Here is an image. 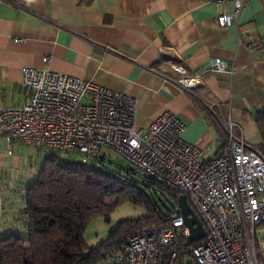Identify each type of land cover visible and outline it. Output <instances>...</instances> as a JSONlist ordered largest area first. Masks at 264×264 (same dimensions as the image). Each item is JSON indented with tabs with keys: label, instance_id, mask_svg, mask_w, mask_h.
Masks as SVG:
<instances>
[{
	"label": "crops",
	"instance_id": "1",
	"mask_svg": "<svg viewBox=\"0 0 264 264\" xmlns=\"http://www.w3.org/2000/svg\"><path fill=\"white\" fill-rule=\"evenodd\" d=\"M222 10L233 12V3L0 0V108L30 99L24 67L50 69L134 97L140 127L175 113L186 125L183 137L215 156L223 136L206 109L152 67L174 57L200 83L204 100L221 105L238 135L247 140V129L258 132L256 120L264 116V0H245L237 22L224 27L216 21ZM213 59L222 61L224 71L211 70ZM40 150L0 139V233L20 228L15 223L25 188L46 161L34 167Z\"/></svg>",
	"mask_w": 264,
	"mask_h": 264
},
{
	"label": "built area",
	"instance_id": "2",
	"mask_svg": "<svg viewBox=\"0 0 264 264\" xmlns=\"http://www.w3.org/2000/svg\"><path fill=\"white\" fill-rule=\"evenodd\" d=\"M228 1L234 11L216 16L222 27L237 22L245 3L215 0ZM172 64L163 61L152 69L201 96L194 78H183L188 69ZM211 70L224 71L222 61L213 59ZM22 84L31 89L30 99L0 108V139L78 155L87 165L106 153L120 155L142 175L186 193L207 231L202 242L188 245L189 229L175 208L166 224L129 236L116 255L119 264H185L188 258L189 264H264V153L237 134L238 126L215 103L204 101L223 128V146L207 157L203 147L183 137L186 125L173 112L140 127L137 100L123 92L34 67L22 69Z\"/></svg>",
	"mask_w": 264,
	"mask_h": 264
},
{
	"label": "trees",
	"instance_id": "3",
	"mask_svg": "<svg viewBox=\"0 0 264 264\" xmlns=\"http://www.w3.org/2000/svg\"><path fill=\"white\" fill-rule=\"evenodd\" d=\"M166 58L178 63L174 57ZM167 76L180 78L177 73ZM187 93L206 109L223 136V128L207 110L204 98ZM216 108L222 111L220 104ZM256 130L262 136L264 153V116L256 120ZM46 152L38 177L25 188V205L18 213L20 221L15 223L20 228L0 233V264H100L107 259L119 264L116 255L131 234L166 224L173 213L165 204L162 208L156 198L170 197L178 205V197L184 193L148 176L143 175L147 179L143 186L120 172L117 175L98 169L96 160L102 159L87 165L81 159L76 162L72 154L61 159L58 153ZM124 202L145 206L148 214L122 221L105 241L88 248L84 237L90 221L96 217L109 220L112 210ZM22 228H26L25 234Z\"/></svg>",
	"mask_w": 264,
	"mask_h": 264
},
{
	"label": "rangeland",
	"instance_id": "4",
	"mask_svg": "<svg viewBox=\"0 0 264 264\" xmlns=\"http://www.w3.org/2000/svg\"><path fill=\"white\" fill-rule=\"evenodd\" d=\"M163 61H167L172 64V62L168 61L167 59H164ZM183 78L191 79L194 77L189 74V76ZM195 81L197 82V80ZM198 85H200V83H198ZM246 134L249 143L255 145L259 149H262L263 147L262 138L258 132L250 128V130L249 129L246 130ZM45 151L42 150H40L39 152L36 151L35 159H34V162H36V164L34 163V167L35 165L41 166L42 163L45 161L47 157ZM59 157L61 159H65V158H69V155L59 154ZM70 157L74 159L76 162H80V156L74 155ZM100 159H102L103 162H99L96 160L98 169L104 170L106 172H112L117 175L122 173L124 175V178H127L130 181L134 180L135 182L145 186L144 183L147 182V179L144 178L143 175L140 172H138L134 167H132L131 164L124 157L120 155H116L114 153L111 154L106 153L105 156H102ZM36 176H37L36 174L30 175V177H36ZM156 201L162 208H163L162 204H165L167 207H169L171 211H174V208H178V205L170 197L165 198L163 195H160V198H156ZM147 214H148V210L145 206L136 205L132 202H124L119 204L110 213L109 220H106L104 217H96L95 219L90 221V223L87 225L85 230V237H84L87 247L93 248L101 244L110 236L112 231L117 229L118 225L122 221L140 218L146 216ZM191 260H192L191 258H188L185 264H189ZM115 262L117 261L115 260ZM112 263L114 262H112L111 259H107L106 261H103L100 264H112Z\"/></svg>",
	"mask_w": 264,
	"mask_h": 264
},
{
	"label": "water",
	"instance_id": "5",
	"mask_svg": "<svg viewBox=\"0 0 264 264\" xmlns=\"http://www.w3.org/2000/svg\"><path fill=\"white\" fill-rule=\"evenodd\" d=\"M178 208L180 209L185 225L190 232L187 237V244L189 245L193 241L204 238L207 235V231L197 212L189 203L188 195L186 193L179 195Z\"/></svg>",
	"mask_w": 264,
	"mask_h": 264
}]
</instances>
